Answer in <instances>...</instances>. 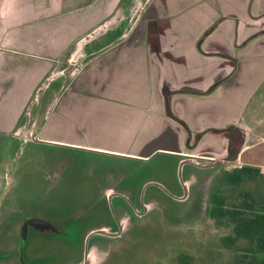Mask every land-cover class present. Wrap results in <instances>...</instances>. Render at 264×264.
<instances>
[{"label":"crops","instance_id":"0c3cea01","mask_svg":"<svg viewBox=\"0 0 264 264\" xmlns=\"http://www.w3.org/2000/svg\"><path fill=\"white\" fill-rule=\"evenodd\" d=\"M102 1L0 0L6 135L22 127L50 79L41 140L140 156L176 128L169 94L171 110L188 124L201 112L202 129L212 121L240 125L246 142L238 166L264 173V0H156L126 35L124 23L136 14L119 12L121 0L100 9ZM15 107L24 111L12 114Z\"/></svg>","mask_w":264,"mask_h":264},{"label":"flooded vegetation","instance_id":"af4514ba","mask_svg":"<svg viewBox=\"0 0 264 264\" xmlns=\"http://www.w3.org/2000/svg\"><path fill=\"white\" fill-rule=\"evenodd\" d=\"M156 2V0H130V2L121 0L117 6L119 12L129 10L131 14H136L133 19L124 23L126 30L123 35L134 30ZM138 18V23H135ZM77 67V65L69 66V73L66 76L70 77L74 74ZM47 82L37 90L32 105L28 108V118L25 119L22 127L10 136L7 135L13 142L18 141L17 145L39 146L40 127L49 117L54 89L51 84L47 86ZM180 92L188 93L184 90ZM170 97L166 94L167 115L172 118L176 128L170 131L169 136L160 137L159 143L148 145L140 156H124L127 161L139 162L138 167L121 168L119 165L111 164V160L110 164L105 163L104 168L100 166L102 172L109 173L102 177L101 174L98 175L101 178L97 179L95 184L97 200L101 204L110 205L112 214L110 218L107 217L84 230L83 242L88 239L85 246L86 253L80 260H74L70 264H90L97 259L102 262L107 259L106 262H109L112 260L110 255L111 249L114 248L112 246L121 244L125 238L133 246L134 242H137L136 245L138 242H143L140 237H152V233L142 231H151L158 224L170 226L167 222L168 216L164 213L172 209L170 206L173 203H186L190 209H196L197 220H194V224L205 226V233L212 221L215 224L211 217L214 206L213 195L226 174L242 168L238 166L237 158L246 142V131L238 124H228L218 128L219 125L215 121L202 129L200 125L202 123L197 122L201 112L193 114L195 122L189 123L194 126L191 128L184 120L182 112L177 111L176 114H181L183 117L175 116L171 110ZM35 105L39 107L33 110ZM186 112L188 116L192 114L191 111ZM206 136L209 139L202 142ZM159 155L167 157L166 164L163 165L175 167L169 169V172H175V175L157 173L150 166L152 160ZM85 206L86 204L83 203V207ZM27 208L21 213V208L14 205L2 204L0 207V227L6 225L7 219L15 218V221L9 225L12 228L9 226L4 228L3 230L7 231L3 233L0 230V235L16 238L15 246L10 250L1 247L0 262L7 258L10 261L14 260V264H36L43 257L37 253L26 254L28 238L40 239L45 235L44 237L49 240L57 241L61 236L66 238L68 235L65 227H60L61 223H67V219L61 221L52 217L43 220L34 215L32 209ZM135 230L139 232L133 233L135 237L131 238V232Z\"/></svg>","mask_w":264,"mask_h":264},{"label":"rangeland","instance_id":"374dc122","mask_svg":"<svg viewBox=\"0 0 264 264\" xmlns=\"http://www.w3.org/2000/svg\"><path fill=\"white\" fill-rule=\"evenodd\" d=\"M93 1L83 0L82 5ZM113 1L103 0L98 6L104 9L105 3ZM38 107L39 105H35L32 109ZM14 109L17 110L18 107ZM22 111L24 110L9 112L19 115ZM3 115L10 114L5 113L0 105V207L2 204L14 205L21 208V213L28 207L43 220L52 217L61 221L67 219V223L60 225L68 233L66 238L61 236L57 241L49 240L45 235L40 239L28 238L26 254L37 253L43 257L36 264H70L74 260H80L86 253L88 240L83 242L84 230L110 218L112 214L110 205L101 204L97 200L96 180L109 173L102 172L101 169L111 161V164L127 169L138 167L139 162L127 161L122 154L43 140H38L39 146L17 145L18 141L13 142L6 135ZM24 116L28 118V109ZM85 145L88 147L89 144ZM113 155L116 156L108 158ZM165 159L167 157L159 155L152 160L150 166L157 173L175 175V172H169V169L175 167L163 165L166 164ZM100 174L101 177L98 176ZM83 203L86 204L85 207ZM170 207L172 209H169V214L164 213L168 216L170 226L158 224L151 231H142L152 233L153 236L148 237L152 238L150 241L144 240L137 245L134 242L132 246L125 238L121 244L112 246L111 264H235L238 257L223 250L221 238L225 233L218 230L213 221V225L211 223L205 233V226L194 224V220H197L196 209H190L186 203H173ZM14 221L15 218L7 219L6 225L0 227L1 232L7 231L3 229ZM137 232L139 231H132L131 238ZM15 243V236L7 238L0 235V250L1 247L10 250ZM13 262L15 261L4 258L0 264H14Z\"/></svg>","mask_w":264,"mask_h":264},{"label":"trees","instance_id":"16d2710c","mask_svg":"<svg viewBox=\"0 0 264 264\" xmlns=\"http://www.w3.org/2000/svg\"><path fill=\"white\" fill-rule=\"evenodd\" d=\"M211 217L235 264H264V173L242 167L226 174L213 195Z\"/></svg>","mask_w":264,"mask_h":264},{"label":"water","instance_id":"95a60500","mask_svg":"<svg viewBox=\"0 0 264 264\" xmlns=\"http://www.w3.org/2000/svg\"><path fill=\"white\" fill-rule=\"evenodd\" d=\"M138 21H139V18L137 19V21H136L135 23H138ZM135 25H136V24H135ZM90 37H91V36H90ZM88 38H89V37H88ZM86 39H87V38H86ZM86 39H85V40H86ZM85 40H84V41H85ZM51 82H52V80L49 79L48 82H47V84H48L47 86H49V85L51 84Z\"/></svg>","mask_w":264,"mask_h":264}]
</instances>
